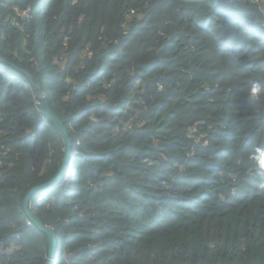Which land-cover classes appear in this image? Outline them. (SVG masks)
Listing matches in <instances>:
<instances>
[{
	"label": "trees",
	"instance_id": "16d2710c",
	"mask_svg": "<svg viewBox=\"0 0 264 264\" xmlns=\"http://www.w3.org/2000/svg\"><path fill=\"white\" fill-rule=\"evenodd\" d=\"M262 9L0 0V264L49 250L23 201L64 141L34 82L72 138L66 176L30 200L54 264H264Z\"/></svg>",
	"mask_w": 264,
	"mask_h": 264
},
{
	"label": "water",
	"instance_id": "95a60500",
	"mask_svg": "<svg viewBox=\"0 0 264 264\" xmlns=\"http://www.w3.org/2000/svg\"><path fill=\"white\" fill-rule=\"evenodd\" d=\"M2 60H3V57L0 51V61ZM22 71L25 74H27V76L31 80H33L32 75L28 70L23 69ZM34 84H35L36 94H37L38 109L41 112L42 116L49 118L51 122L54 124V126L56 127V129L59 131L64 141V148H63L62 162L56 174L52 178L47 180L46 182L33 186L29 190V192L26 194L24 201H23V205H24V210L26 214L28 215L29 219L34 224H36L41 231L45 232L48 235L49 250H48L46 262L44 264H54L55 258H56L57 247H58V237H57L56 230L53 226L46 224L40 217H38L32 211L30 200L34 194H37L38 192L47 189L48 187L55 184L56 182H58L59 180L63 179L66 176L69 170V164H70L71 157H72V138L64 122L51 108L50 103L45 93L43 92L41 85L37 82H34Z\"/></svg>",
	"mask_w": 264,
	"mask_h": 264
},
{
	"label": "built area",
	"instance_id": "2783aa9c",
	"mask_svg": "<svg viewBox=\"0 0 264 264\" xmlns=\"http://www.w3.org/2000/svg\"><path fill=\"white\" fill-rule=\"evenodd\" d=\"M248 1H251L253 3H257L259 4L260 6H264V0H248ZM135 11L133 9H131L129 11V14H132L134 13ZM262 13H264V9H262ZM18 15L21 17V18H26L27 20H31L32 19V14H31V11L30 9H20L18 11ZM128 15V14H127Z\"/></svg>",
	"mask_w": 264,
	"mask_h": 264
},
{
	"label": "rangeland",
	"instance_id": "374dc122",
	"mask_svg": "<svg viewBox=\"0 0 264 264\" xmlns=\"http://www.w3.org/2000/svg\"><path fill=\"white\" fill-rule=\"evenodd\" d=\"M69 80V79H68ZM191 132H192V130H190ZM47 197V195H43V196H41L39 199H37V201H42L44 198H46Z\"/></svg>",
	"mask_w": 264,
	"mask_h": 264
},
{
	"label": "clouds",
	"instance_id": "9594fccd",
	"mask_svg": "<svg viewBox=\"0 0 264 264\" xmlns=\"http://www.w3.org/2000/svg\"><path fill=\"white\" fill-rule=\"evenodd\" d=\"M254 92H255V89H254ZM39 198H40V197H39ZM39 198H38V199H39Z\"/></svg>",
	"mask_w": 264,
	"mask_h": 264
}]
</instances>
